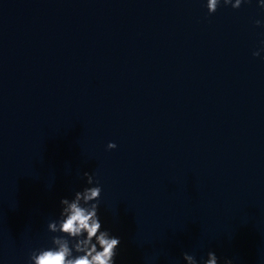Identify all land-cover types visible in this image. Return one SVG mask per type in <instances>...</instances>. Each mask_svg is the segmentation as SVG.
<instances>
[{
	"label": "water",
	"instance_id": "95a60500",
	"mask_svg": "<svg viewBox=\"0 0 264 264\" xmlns=\"http://www.w3.org/2000/svg\"><path fill=\"white\" fill-rule=\"evenodd\" d=\"M206 4L0 0V264L84 172L116 264H264V9Z\"/></svg>",
	"mask_w": 264,
	"mask_h": 264
},
{
	"label": "clouds",
	"instance_id": "9594fccd",
	"mask_svg": "<svg viewBox=\"0 0 264 264\" xmlns=\"http://www.w3.org/2000/svg\"><path fill=\"white\" fill-rule=\"evenodd\" d=\"M251 0H207L208 14H214L221 4L239 9L243 3ZM259 7L264 9V0H258ZM260 26L261 21H255ZM264 50V49H262ZM260 51L253 52L259 56ZM117 145L109 142L107 148L115 149ZM89 187L75 191L71 199L60 200L58 218L51 220L47 230L56 235L51 236V247L34 249L29 253L28 264H116L121 239L109 230L102 228L99 216L102 188L94 175L83 173ZM187 264H198L196 258L187 252L183 253ZM202 264H218L214 251L207 253ZM223 264H233L225 258Z\"/></svg>",
	"mask_w": 264,
	"mask_h": 264
}]
</instances>
